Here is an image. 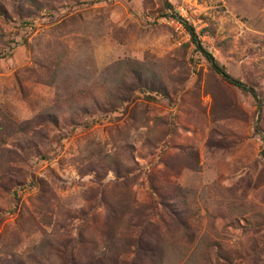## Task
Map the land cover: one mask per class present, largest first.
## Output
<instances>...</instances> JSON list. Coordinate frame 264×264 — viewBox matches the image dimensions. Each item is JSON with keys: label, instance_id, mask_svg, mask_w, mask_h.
<instances>
[{"label": "rangeland", "instance_id": "374dc122", "mask_svg": "<svg viewBox=\"0 0 264 264\" xmlns=\"http://www.w3.org/2000/svg\"><path fill=\"white\" fill-rule=\"evenodd\" d=\"M263 154L264 0H0V264H264Z\"/></svg>", "mask_w": 264, "mask_h": 264}, {"label": "trees", "instance_id": "16d2710c", "mask_svg": "<svg viewBox=\"0 0 264 264\" xmlns=\"http://www.w3.org/2000/svg\"><path fill=\"white\" fill-rule=\"evenodd\" d=\"M188 29L189 31L191 32V35H192V40L195 42V44L197 45L198 49L200 51H202L205 55V57L207 58V60L210 62L212 68L214 69V71L221 75L224 80H226L229 84L233 85L234 87L240 89V90H243L247 93H251V94H254L255 95V92H254V89L252 87H250L249 85L245 84L244 82L240 81V80H237V79H234L233 77H231L226 71L225 69H223L219 64L218 62L216 61V59L210 54L208 53L207 51H205L202 46L200 45V43L198 42V39H197V35L194 31V29L190 26H188ZM256 96V95H255ZM256 98L258 99V97L256 96ZM259 101V99H258ZM260 103V101H259ZM264 155V154H263Z\"/></svg>", "mask_w": 264, "mask_h": 264}, {"label": "built area", "instance_id": "2783aa9c", "mask_svg": "<svg viewBox=\"0 0 264 264\" xmlns=\"http://www.w3.org/2000/svg\"><path fill=\"white\" fill-rule=\"evenodd\" d=\"M189 1H193V0H189ZM196 2V0H194Z\"/></svg>", "mask_w": 264, "mask_h": 264}]
</instances>
